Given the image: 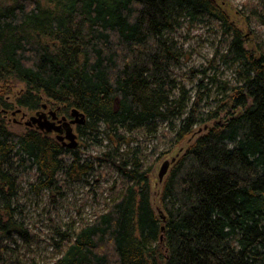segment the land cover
Returning <instances> with one entry per match:
<instances>
[{
	"label": "trees",
	"instance_id": "1",
	"mask_svg": "<svg viewBox=\"0 0 264 264\" xmlns=\"http://www.w3.org/2000/svg\"><path fill=\"white\" fill-rule=\"evenodd\" d=\"M48 2L0 5V92L10 95L16 80L26 85L21 107L79 109L87 120L78 139L106 150L84 157L44 132L15 134L0 114V260L5 242L32 236L17 219L28 175L29 193L54 198L110 164L120 194L92 220L60 227L63 254L52 264H264V54L246 47L215 0ZM260 2L245 10L264 25ZM185 23L220 25L230 36L221 59L241 76L206 105V73L181 69L173 36ZM180 80L198 81L193 102ZM161 124L171 148L186 144L168 160L156 210L151 168L132 145Z\"/></svg>",
	"mask_w": 264,
	"mask_h": 264
},
{
	"label": "rangeland",
	"instance_id": "2",
	"mask_svg": "<svg viewBox=\"0 0 264 264\" xmlns=\"http://www.w3.org/2000/svg\"><path fill=\"white\" fill-rule=\"evenodd\" d=\"M17 1L23 0H0L1 6H9ZM38 2L41 6L50 5L48 0H29ZM216 3L228 14L231 22L241 30L244 35L245 45L258 54H264V25L259 22L247 21V8L259 7L261 0H215ZM220 25L196 23L193 25L185 23L181 29L175 34V40L183 48L185 58L181 66L183 73H189L192 70H197L206 73L204 80L205 86L209 90L210 99L204 101H212L215 98H220L226 94L227 86H234L239 83L241 76L238 71L237 64L225 63L222 61V54H227V40L230 39L229 34H224ZM201 78V76H199ZM210 79L214 80V84L210 83ZM181 81V88L186 91L187 96L194 100V96L198 91V81L185 80ZM8 87L12 89L11 94H3L0 92V107L2 102L10 104L11 108H0V114L3 115L8 128L15 134H24L29 131V128L24 124L29 120L30 115L34 111L21 107L17 100L21 97V93L25 92L26 85L16 80L10 81ZM204 90H202V93ZM51 103L44 99V103ZM60 109L59 107H57ZM207 109L210 106H206ZM8 111V116L3 113ZM21 110L22 113L28 116L17 117V122H14L13 113ZM71 112L69 116H71ZM23 122V123H22ZM166 124H161V129L156 137L149 138L141 134L139 142L132 146L139 145L143 151L146 167L150 166L152 198L154 208L158 210V198L160 194L159 173L165 162L170 161L171 157L182 149L186 142L172 147L167 139H163L162 132ZM75 133L79 137V126L74 127ZM203 133V129L200 130ZM200 132V133H201ZM56 138L55 135H52ZM79 142V150L84 157L100 156L106 148L88 146L81 139ZM107 144V142L105 143ZM154 151L158 153L152 156ZM104 176H92L87 181L74 182L68 185L63 196L52 198L49 193L41 196H36L28 192L26 183L34 179L33 175H28L22 184L20 193V214L17 219L24 223L25 227L32 232V236L28 241L18 239L16 244L5 242L8 245V252L5 254L0 264H33L34 261L39 264H52L63 254L62 248L57 249L56 243L59 241L58 230L61 226L69 228V226L80 225L81 222L92 220L96 214L104 212L108 203L121 192V183L116 169L110 164L103 169ZM98 181V183H97ZM114 184L118 187L114 189ZM160 186V187H159ZM16 238V237H15ZM8 243V244H7ZM65 247V243L63 244Z\"/></svg>",
	"mask_w": 264,
	"mask_h": 264
},
{
	"label": "water",
	"instance_id": "3",
	"mask_svg": "<svg viewBox=\"0 0 264 264\" xmlns=\"http://www.w3.org/2000/svg\"><path fill=\"white\" fill-rule=\"evenodd\" d=\"M18 112H21V110H19ZM71 117H72V119L70 121L67 120V117H64L61 120V122L63 121L64 123L61 124V126H56L55 122L48 120L43 115H39V116L31 118L26 123V125L32 126V125L37 124V127L39 130L45 131L47 133H51L53 131L61 132V128L63 127V128H65L66 133L64 136L59 135L58 140L59 141H64L65 139L68 140L69 143L68 144L65 143V145H67L68 148L74 149V148H77L79 146V142L77 140L78 135L75 133L73 126L85 125L87 119H86V115L77 108L72 110ZM169 166H170L169 162H165L163 164V166L160 170V173H159L160 182H163L165 176L167 175L168 170H169Z\"/></svg>",
	"mask_w": 264,
	"mask_h": 264
},
{
	"label": "flooded vegetation",
	"instance_id": "4",
	"mask_svg": "<svg viewBox=\"0 0 264 264\" xmlns=\"http://www.w3.org/2000/svg\"><path fill=\"white\" fill-rule=\"evenodd\" d=\"M2 111H4L3 113H5L6 114V117L8 116L7 114L9 113V110L8 111H5V110H3L2 109ZM34 111V114H31L30 115V118H29V120L31 119V118H33V117H36V116H39V115H43L45 118H47L48 120H51V121H53V122H55L56 123V126H61V124H63L64 122L62 121L61 122V120L64 118V117H67V120L68 121H70L71 119H72V117L71 116H67V115H65V114H62L61 112H60V110L59 109H54L53 107H51V106H49V105H44L41 109H39V110H33ZM54 113V114H53ZM12 116H14V122H17L18 120H17V117H19V116H21V117H23L24 116V119L26 118V119H28V116L26 115V114H24V113H22V112H16V113H13L12 114ZM56 118V119H55ZM28 120V121H29ZM28 121H26L24 124L26 125V123L28 122ZM23 123V122H22ZM27 126V125H26ZM75 126H77V125H75ZM75 126H73V128L75 127ZM28 128H29V130H36V131H40V132H44V133H46V134H48V135H55L56 136V138H57V140H58V136L60 135V136H64L65 135V128H61V132H56V131H53V132H51V133H47V132H45V131H41V130H39L38 129V127H37V124L36 125H32V126H27ZM78 127V126H77ZM59 141V140H58ZM64 146H66L67 147V145H65V143L66 144H68L69 143V141L68 140H64V141H60Z\"/></svg>",
	"mask_w": 264,
	"mask_h": 264
}]
</instances>
